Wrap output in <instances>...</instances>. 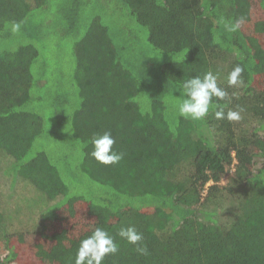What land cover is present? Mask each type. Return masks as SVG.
<instances>
[{"label": "trees", "instance_id": "trees-1", "mask_svg": "<svg viewBox=\"0 0 264 264\" xmlns=\"http://www.w3.org/2000/svg\"><path fill=\"white\" fill-rule=\"evenodd\" d=\"M114 2L145 30L143 46L136 45L138 36L133 42L123 29L108 28L101 16L82 33L81 0L64 12L61 28L62 38L74 44L77 103L69 88L57 84L55 106L71 131L66 140L82 155L79 170L106 188L98 200L72 191L47 151L26 158L45 138L36 92L49 79L48 59L38 46L42 37L22 28L35 10L51 3L0 0V186L2 175L13 183L16 175V188L30 185L47 207L61 201L38 214L36 230L17 220L5 227L1 209L10 206L13 192H0V242L9 252L0 264H75L80 241L96 227L118 245L102 264H264V87L253 86L264 74V53L239 28L226 27L258 7L264 15V0L255 9L250 0ZM236 65L244 69L243 83L229 86ZM209 71L228 94L213 97V105L238 111L239 120L217 119L215 106L201 120L179 115L175 100L183 99V81ZM105 131L115 140L113 149L124 154L117 164L90 155L93 135ZM255 157L263 160L257 168ZM50 226L58 234L50 235ZM127 226L142 233L147 254L118 235ZM39 236L47 241L39 242ZM35 242L47 251L33 254Z\"/></svg>", "mask_w": 264, "mask_h": 264}, {"label": "rangeland", "instance_id": "rangeland-1", "mask_svg": "<svg viewBox=\"0 0 264 264\" xmlns=\"http://www.w3.org/2000/svg\"><path fill=\"white\" fill-rule=\"evenodd\" d=\"M81 1L82 5L80 7L79 26L82 33L85 29V26H90L95 17L101 16L102 21L108 26V28L117 32L120 31V29H123L125 32L124 36L130 41L134 42L136 40V36H138L139 41L136 43L137 46L140 47L143 46L144 43H147V35L144 33L145 30L143 29L142 32L139 31L138 28L141 27L134 19L127 17L123 13H120L117 10L118 5L114 2V0H93V2L91 0H86L87 4L84 0ZM250 2L251 8L255 9V2L257 4V0H250ZM50 3L51 6L35 10L34 13L30 15L27 28H22L24 31L37 30L36 32L38 33V36L42 37L38 43V46L42 52V55L48 59V72L46 77L49 79V83L40 88V93L36 92V94H38L41 98L40 104L38 106V112L45 119V136H43L45 138H40L34 144L26 158L28 159L29 156H35L33 154H35L38 150L47 151L52 162L58 165V169L60 170L64 180H66V182L69 184L71 183L72 191L77 193H85L90 197L101 200V196H106L104 191L106 188L93 181L91 178H89V176L83 174L79 170V164L81 162L82 155L79 149L70 147L69 141L66 140L67 138L72 139L71 131L67 123L64 122V118L60 116V111H62V109H58V107L55 106L59 100L57 84L58 86L69 88L72 95L71 97L75 98L74 100L77 103V94L73 85L76 64L75 57L73 56L74 44L72 38H62L64 36L61 35V28L66 26L62 23L64 19V12H67L70 6L77 7L78 3H74V0H50ZM261 11V7H258L256 10L249 12L248 19L237 22H239L238 28L241 33L244 36L250 38V43L258 45L259 47L257 48V52L263 54L264 50L262 51L261 48H264V15L260 13ZM237 22H235V24H237ZM16 32L19 33L18 31ZM20 36H22V34ZM135 52L140 59L139 63L141 64L142 55L140 54L138 48L135 50ZM147 56L154 58V55L151 53H147ZM253 86L255 88L264 87V74L258 75L256 80L253 82ZM178 100H175V103ZM60 132L65 136V138L60 134ZM254 160L255 168L260 166L263 161L262 158L258 157H255ZM8 161L10 162L9 159ZM10 171L13 172V170ZM233 172L234 171L223 178L224 183L229 180ZM4 173L7 172L5 171ZM10 174L12 173H7V175ZM13 178L14 183L11 179V176L2 175L1 180L2 187L0 186V192H2L4 189V192L2 193L4 194V197L5 195L13 194V199L10 200V206L4 204L5 206L1 209V215L3 213V216L5 217L3 218L4 226L6 227V225H8L10 222H12L14 225V221L17 220L15 222H17L19 226L26 227L32 224V227L27 229L31 230L35 226L34 229L36 230L39 221V219L37 220V218H39L38 214H40V212L41 215L46 212L48 213L51 207L55 206L61 201L58 203L51 202L47 207L45 204L47 202L36 200V197L39 194H36V190L33 187L26 184L27 187L25 188H16L17 180L15 179L18 177L15 175ZM10 185L11 187L15 185L14 191L10 188ZM31 198H33L32 201H30ZM31 210L32 213H30ZM10 218H12L11 221H9ZM49 234H58V230L50 226ZM20 240L21 239H19V241ZM31 240L32 238L28 241L30 242ZM37 240L41 243L47 241L44 239V236H39ZM55 241L56 238L52 239V242L49 241V243L54 244ZM41 243L35 242L34 244L30 245V249L33 250V254H41L43 251H47ZM8 253L9 252L6 249L4 242H0V258L5 259ZM12 263L18 264L15 261Z\"/></svg>", "mask_w": 264, "mask_h": 264}, {"label": "clouds", "instance_id": "clouds-1", "mask_svg": "<svg viewBox=\"0 0 264 264\" xmlns=\"http://www.w3.org/2000/svg\"><path fill=\"white\" fill-rule=\"evenodd\" d=\"M13 30L19 25L13 24ZM229 31H235L239 27V22L235 25H226ZM244 69L236 65L228 75L229 86H236L242 81ZM181 96L183 99L175 103L180 116L192 120L203 119L210 110V107H217L215 111L217 119H227L229 121L239 120L238 111L229 110L225 113L219 105H213V97L223 100L228 94L217 84V76L211 71L205 73L203 77L193 76L185 79L181 86ZM92 151L90 155L98 162L111 165L117 164L123 159V153H118L113 149L115 140L111 133L105 131L103 134H94L91 140ZM118 235L128 243L136 245V250L141 254H147V247L141 246L143 241L142 233L135 227H121ZM118 252V245L113 236L101 227H96L90 236L82 239L77 250L75 264H102L106 255H114Z\"/></svg>", "mask_w": 264, "mask_h": 264}]
</instances>
